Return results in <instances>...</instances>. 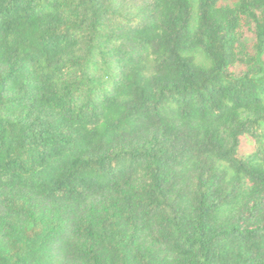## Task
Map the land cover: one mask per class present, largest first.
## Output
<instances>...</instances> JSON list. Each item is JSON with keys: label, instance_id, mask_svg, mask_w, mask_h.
Segmentation results:
<instances>
[{"label": "trees", "instance_id": "16d2710c", "mask_svg": "<svg viewBox=\"0 0 264 264\" xmlns=\"http://www.w3.org/2000/svg\"><path fill=\"white\" fill-rule=\"evenodd\" d=\"M0 264H264V0H0Z\"/></svg>", "mask_w": 264, "mask_h": 264}, {"label": "rangeland", "instance_id": "374dc122", "mask_svg": "<svg viewBox=\"0 0 264 264\" xmlns=\"http://www.w3.org/2000/svg\"><path fill=\"white\" fill-rule=\"evenodd\" d=\"M250 143H251V141L250 140H248V139H245L244 141H243V148H242V152L243 153H247L249 150H251L252 149V146L250 145Z\"/></svg>", "mask_w": 264, "mask_h": 264}]
</instances>
